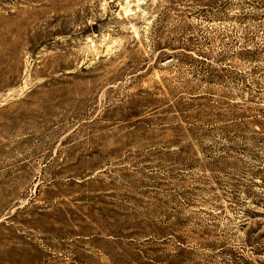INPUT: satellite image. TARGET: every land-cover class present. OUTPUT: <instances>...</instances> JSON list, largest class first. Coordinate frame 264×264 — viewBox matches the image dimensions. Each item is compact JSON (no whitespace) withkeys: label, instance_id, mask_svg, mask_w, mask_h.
Wrapping results in <instances>:
<instances>
[{"label":"rangeland","instance_id":"rangeland-1","mask_svg":"<svg viewBox=\"0 0 264 264\" xmlns=\"http://www.w3.org/2000/svg\"><path fill=\"white\" fill-rule=\"evenodd\" d=\"M0 264H264V0H0Z\"/></svg>","mask_w":264,"mask_h":264}]
</instances>
